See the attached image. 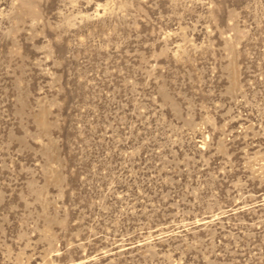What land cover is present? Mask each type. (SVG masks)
Masks as SVG:
<instances>
[{
  "label": "rangeland",
  "instance_id": "rangeland-1",
  "mask_svg": "<svg viewBox=\"0 0 264 264\" xmlns=\"http://www.w3.org/2000/svg\"><path fill=\"white\" fill-rule=\"evenodd\" d=\"M0 264H264V0H0Z\"/></svg>",
  "mask_w": 264,
  "mask_h": 264
}]
</instances>
